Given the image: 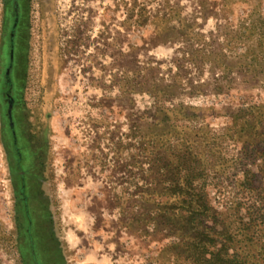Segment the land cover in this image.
I'll use <instances>...</instances> for the list:
<instances>
[{
  "label": "rangeland",
  "instance_id": "1",
  "mask_svg": "<svg viewBox=\"0 0 264 264\" xmlns=\"http://www.w3.org/2000/svg\"><path fill=\"white\" fill-rule=\"evenodd\" d=\"M201 224L264 264V0H0V264H199Z\"/></svg>",
  "mask_w": 264,
  "mask_h": 264
},
{
  "label": "trees",
  "instance_id": "2",
  "mask_svg": "<svg viewBox=\"0 0 264 264\" xmlns=\"http://www.w3.org/2000/svg\"><path fill=\"white\" fill-rule=\"evenodd\" d=\"M244 113H246V112L244 111ZM169 192H170L171 196H173L172 198L175 199V201L172 203H177V202L183 200L180 197L182 193L189 195V192L187 191V189H184L183 191H181V189H177V187H176V189L175 188L170 189ZM171 208H174V207L172 205H170V211L169 212L168 211L163 212V213L169 215L167 220H171V219L175 218V216H172V215H174V213H173V210ZM159 213H161L159 215H162V212H159ZM183 226L184 227H182V229H184L188 225L184 224ZM197 226H198V229L196 227L194 229V232H195V234H197L198 238L195 237L192 240V245L187 246V251H188V249L191 250V253L189 255L190 257L195 258V256H196L199 264H212L213 259H218L219 262H221L222 264H231V262L233 263V261L238 259L237 255H233L232 258H230V259L229 258L224 259V257L220 255V254H222L220 251L215 252L214 246H213L214 245L213 235L212 234L208 235L207 233H205V236H203L201 231H202L203 227H205V225L201 224V225H197ZM221 250H222V252H226V247L223 245ZM36 260L37 259L34 257L35 264H38ZM218 260H216V261H218Z\"/></svg>",
  "mask_w": 264,
  "mask_h": 264
},
{
  "label": "crops",
  "instance_id": "3",
  "mask_svg": "<svg viewBox=\"0 0 264 264\" xmlns=\"http://www.w3.org/2000/svg\"><path fill=\"white\" fill-rule=\"evenodd\" d=\"M33 199H37L38 200V195L35 194Z\"/></svg>",
  "mask_w": 264,
  "mask_h": 264
}]
</instances>
